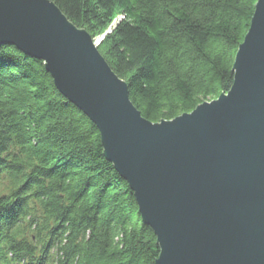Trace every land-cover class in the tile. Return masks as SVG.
Segmentation results:
<instances>
[{
  "label": "trees",
  "instance_id": "1",
  "mask_svg": "<svg viewBox=\"0 0 264 264\" xmlns=\"http://www.w3.org/2000/svg\"><path fill=\"white\" fill-rule=\"evenodd\" d=\"M49 1L103 38L98 52L129 100L158 123L229 91L257 0ZM158 254L96 126L41 61L1 45L0 264H154Z\"/></svg>",
  "mask_w": 264,
  "mask_h": 264
},
{
  "label": "water",
  "instance_id": "2",
  "mask_svg": "<svg viewBox=\"0 0 264 264\" xmlns=\"http://www.w3.org/2000/svg\"><path fill=\"white\" fill-rule=\"evenodd\" d=\"M41 61L97 128L155 238L154 264H264V0L227 93L170 121L142 118L93 40L49 0H0V46Z\"/></svg>",
  "mask_w": 264,
  "mask_h": 264
},
{
  "label": "rangeland",
  "instance_id": "3",
  "mask_svg": "<svg viewBox=\"0 0 264 264\" xmlns=\"http://www.w3.org/2000/svg\"><path fill=\"white\" fill-rule=\"evenodd\" d=\"M121 18H122V17H119V20H120ZM117 22H118V21H114V22L112 23V25H111L112 29H113V27H115V25L117 24ZM110 29H111V28H110ZM91 39H92V38H91ZM102 39H103L102 37L92 39L94 45L96 46V48L98 47V45L100 44V41H101ZM97 50H98V49H97ZM99 54H100V53H99ZM100 56H102V55L100 54Z\"/></svg>",
  "mask_w": 264,
  "mask_h": 264
}]
</instances>
